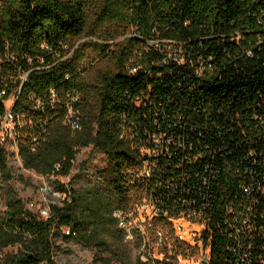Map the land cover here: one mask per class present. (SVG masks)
Returning a JSON list of instances; mask_svg holds the SVG:
<instances>
[{"label": "trees", "instance_id": "1", "mask_svg": "<svg viewBox=\"0 0 264 264\" xmlns=\"http://www.w3.org/2000/svg\"><path fill=\"white\" fill-rule=\"evenodd\" d=\"M129 26L139 37L112 49L84 42L67 56L70 39L104 31L109 39ZM150 40L182 51L169 57ZM92 52L110 66L84 67ZM12 94L24 167L66 176L79 149L92 145L107 157L100 174L117 206L58 183L63 204L45 218L10 192L0 249L23 248L0 264L52 262L55 234L126 260L115 210L132 206L144 189L168 191V180L171 199L184 187L206 203L210 264H232L237 242L239 251L251 245L249 264H264V0H0V115ZM155 137L169 139L170 152L150 155ZM155 158L161 179L138 177ZM0 174L9 175L2 142ZM131 264L147 263L138 256Z\"/></svg>", "mask_w": 264, "mask_h": 264}, {"label": "built area", "instance_id": "2", "mask_svg": "<svg viewBox=\"0 0 264 264\" xmlns=\"http://www.w3.org/2000/svg\"><path fill=\"white\" fill-rule=\"evenodd\" d=\"M154 41L169 43V45L171 44L176 49L175 52L173 50L174 54L171 55L154 47L169 57H175L182 51V48L177 43L164 40ZM65 48L68 49V46H65ZM74 49L75 47L73 46L67 56H71ZM22 77L25 79L26 75ZM2 93L4 94L5 91H2ZM11 98L12 105L8 107L6 104V112L0 115V142L5 144L7 150L9 149V144L15 146L19 155L18 144L16 142L17 118L13 112L16 100L15 95L9 96L5 100V103ZM75 98H77V95H75ZM74 112L70 110V115ZM76 125L78 126V124ZM154 139L159 145L147 150L150 155L157 157L165 152H170V148L167 145L169 139L165 145L163 144L164 139L162 137H155ZM159 167L158 158L145 162L137 176L142 177L144 180L155 176L156 180H160ZM181 178H183V175H181ZM174 184V181H167L168 191H160L156 188H152V190L144 189L141 197L132 206L127 209L115 210L114 215L118 220L119 226L123 229L125 240L128 243H139V257L147 264H165V260L171 259L177 264H206L204 260L207 261V264H210L211 244L206 242L202 236L203 231L207 229V219L205 218L206 203L201 202L198 196L190 195V192H187L188 195L185 194L186 189L184 187L179 189L180 192L177 198L171 199L170 191L173 192L175 188ZM244 190L246 193L251 192L250 187H244ZM247 209L248 211H252L251 208ZM241 222H243V225L247 223L244 216H242ZM191 224H201V228L196 229L194 236L190 235ZM243 230L242 225H237L235 228L236 236H239ZM237 243L238 246H233L232 248L237 254L232 264H249L251 245L247 249L239 251V244L242 243ZM155 247L159 249V252L162 254L161 257L155 254Z\"/></svg>", "mask_w": 264, "mask_h": 264}, {"label": "rangeland", "instance_id": "3", "mask_svg": "<svg viewBox=\"0 0 264 264\" xmlns=\"http://www.w3.org/2000/svg\"><path fill=\"white\" fill-rule=\"evenodd\" d=\"M91 23L94 19V12L90 10ZM136 28L129 26L123 33H113V38H105L108 32L104 31L103 36L84 35L79 39H70V42L77 47L88 41L97 42L110 46L112 49L118 42H122L130 37H139ZM151 48L156 47L165 52L174 54V47L169 43H158L151 40L149 42ZM161 45V46H160ZM109 49V50H110ZM174 50V52H173ZM91 52V51H90ZM102 64L110 66L107 58L96 57L92 52L84 62V67ZM8 107L12 105V98L6 101ZM9 175L0 174V218L7 216V201L9 193L12 192L18 199H22L27 209L38 216L47 218L51 214L52 205H62L65 198L58 189V183L65 185L67 188L72 187L79 195L95 194L98 192L106 205H110L113 210L117 206V201L108 189L105 188L100 170L106 167V155L96 149L94 146L83 147L79 149L76 159L73 163L72 170L68 175H53L51 177L43 176L34 170L25 168L22 159L17 154L15 146L9 144ZM201 225V224H200ZM191 224V236H194L196 229L201 226ZM114 228L119 229L116 223ZM195 230V231H194ZM68 233L67 230H65ZM121 233V231H120ZM122 234V233H121ZM123 253L127 255L126 260H122V254L113 255L108 251H100L92 244L80 241L75 238H66L64 235L55 234L53 236L54 251L52 262L45 261L42 264H131L136 261L139 256V243H128L123 240ZM23 245L20 243L9 245L0 249V261H4L8 256L17 254ZM155 254L159 257L162 254L155 247Z\"/></svg>", "mask_w": 264, "mask_h": 264}, {"label": "water", "instance_id": "4", "mask_svg": "<svg viewBox=\"0 0 264 264\" xmlns=\"http://www.w3.org/2000/svg\"><path fill=\"white\" fill-rule=\"evenodd\" d=\"M204 262L207 264V261L204 260Z\"/></svg>", "mask_w": 264, "mask_h": 264}]
</instances>
